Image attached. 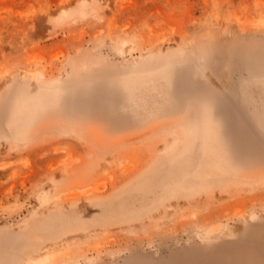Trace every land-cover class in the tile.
I'll return each instance as SVG.
<instances>
[{
  "label": "rangeland",
  "instance_id": "obj_1",
  "mask_svg": "<svg viewBox=\"0 0 264 264\" xmlns=\"http://www.w3.org/2000/svg\"><path fill=\"white\" fill-rule=\"evenodd\" d=\"M0 264H264V0H0Z\"/></svg>",
  "mask_w": 264,
  "mask_h": 264
}]
</instances>
